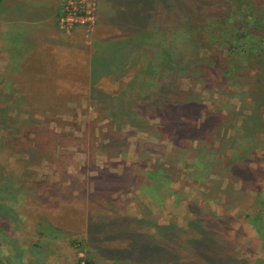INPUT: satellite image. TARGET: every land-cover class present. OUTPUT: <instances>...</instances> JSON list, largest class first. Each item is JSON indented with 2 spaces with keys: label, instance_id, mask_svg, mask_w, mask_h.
<instances>
[{
  "label": "rangeland",
  "instance_id": "obj_1",
  "mask_svg": "<svg viewBox=\"0 0 264 264\" xmlns=\"http://www.w3.org/2000/svg\"><path fill=\"white\" fill-rule=\"evenodd\" d=\"M60 5L56 25L65 34L77 32L90 47L94 37L107 32L99 28V0H61ZM9 48L3 39V50ZM2 70L0 66V264L85 260L84 254L76 256L71 236L62 237L61 231L51 236L45 228L70 226L78 239L87 215L123 209L132 219L140 217L138 225L147 216L184 230L191 228V220L211 226L209 218L222 216L230 223L238 255L264 264V243L248 222L257 211L264 216V104L263 122L253 133L241 128L252 113L249 95L238 94L248 84L215 88L214 77L194 85L184 76L181 88H191L198 100L191 110L160 103L157 108L151 98L136 97L143 94L136 84V91L122 98L132 101L134 115L121 109L125 114L110 116L119 111V103L91 97L74 109H28ZM126 81L103 78L96 88L115 95ZM135 162L147 169L162 165L171 193L156 196V181L140 188ZM89 198L119 203L98 207Z\"/></svg>",
  "mask_w": 264,
  "mask_h": 264
},
{
  "label": "trees",
  "instance_id": "obj_2",
  "mask_svg": "<svg viewBox=\"0 0 264 264\" xmlns=\"http://www.w3.org/2000/svg\"><path fill=\"white\" fill-rule=\"evenodd\" d=\"M111 17L117 23V35L105 39L103 51L110 54L102 59V76L116 83L127 79L126 85L115 95L104 94L96 88L98 60L93 56L90 93L91 99L97 102L116 100L119 103L115 107L119 111L110 116L125 114H120L121 109H128L127 116L134 115L132 101L122 98L136 84L138 93H143L136 97L151 98L157 108L160 103L172 110H191L198 100L191 88H181V78L187 77L190 84H204L206 78L214 77L215 88L230 86V83L248 84L247 90L238 94L249 95L252 113L241 121V128H247L252 134L260 121L263 122L260 108L264 104V0H119ZM239 59L242 63L236 61ZM124 102L127 104L123 105ZM260 159L264 160V155ZM132 165L138 169L140 188L156 181L160 187L156 196L165 190L171 193L167 186L169 177L162 165L154 169L138 162ZM209 219L211 226L189 221V230L172 224L160 226L159 229L168 232V237L155 249L153 263L258 264L238 255L230 238L229 222L223 221L222 216ZM248 222L264 243L263 214L257 211L255 218ZM83 261L93 264L88 259Z\"/></svg>",
  "mask_w": 264,
  "mask_h": 264
},
{
  "label": "crops",
  "instance_id": "obj_3",
  "mask_svg": "<svg viewBox=\"0 0 264 264\" xmlns=\"http://www.w3.org/2000/svg\"><path fill=\"white\" fill-rule=\"evenodd\" d=\"M60 4L61 0H2L0 3V66L9 86L21 96L19 103L28 109L52 111L80 107L90 98L93 56L98 60L95 87L100 79H106L101 65L110 52L103 50L105 39L117 35L118 26L111 15L119 0H99V28L107 32L94 37L90 47L77 32L68 35L57 28ZM3 39L10 45L8 53L3 50ZM89 201L98 207L119 203L114 199L92 201L89 198ZM126 212L123 209L108 216L102 212L87 215L78 239L70 226L49 224L45 231L51 236L60 231L67 233L60 235L71 236L69 242L77 246L76 256L84 254L93 264H154L155 249L168 237L167 231L159 229L164 224L148 220L146 216L138 225L142 222L140 217L132 219Z\"/></svg>",
  "mask_w": 264,
  "mask_h": 264
},
{
  "label": "built area",
  "instance_id": "obj_4",
  "mask_svg": "<svg viewBox=\"0 0 264 264\" xmlns=\"http://www.w3.org/2000/svg\"><path fill=\"white\" fill-rule=\"evenodd\" d=\"M67 16H69V14H68ZM67 16H66V17H67ZM61 19H62V18H60V20H61ZM65 20L68 21L67 18H66ZM63 21H64V20H62V22H63ZM80 264H86V263H85L83 260H81V261H80Z\"/></svg>",
  "mask_w": 264,
  "mask_h": 264
}]
</instances>
